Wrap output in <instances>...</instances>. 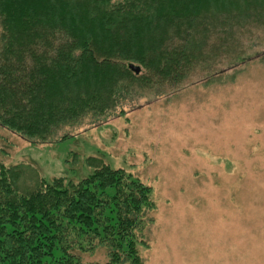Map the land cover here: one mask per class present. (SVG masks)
<instances>
[{
    "label": "trees",
    "instance_id": "obj_1",
    "mask_svg": "<svg viewBox=\"0 0 264 264\" xmlns=\"http://www.w3.org/2000/svg\"><path fill=\"white\" fill-rule=\"evenodd\" d=\"M261 29L264 0H0V124L45 143L127 92L182 81L219 51L244 60L240 36ZM86 163L83 179L26 193L17 167H0V264H144L153 188L99 158ZM101 248L107 262L83 261Z\"/></svg>",
    "mask_w": 264,
    "mask_h": 264
},
{
    "label": "rangeland",
    "instance_id": "obj_2",
    "mask_svg": "<svg viewBox=\"0 0 264 264\" xmlns=\"http://www.w3.org/2000/svg\"><path fill=\"white\" fill-rule=\"evenodd\" d=\"M240 42L244 60L219 51L182 81L127 92L45 143L0 124V167H17L26 193L81 180L99 158L153 188L144 264H264V29ZM81 256L108 260L103 248Z\"/></svg>",
    "mask_w": 264,
    "mask_h": 264
},
{
    "label": "water",
    "instance_id": "obj_3",
    "mask_svg": "<svg viewBox=\"0 0 264 264\" xmlns=\"http://www.w3.org/2000/svg\"><path fill=\"white\" fill-rule=\"evenodd\" d=\"M129 68L131 69V70H133L135 73H139L140 72V69H139V67H135L134 65H132V64H130L129 65Z\"/></svg>",
    "mask_w": 264,
    "mask_h": 264
}]
</instances>
